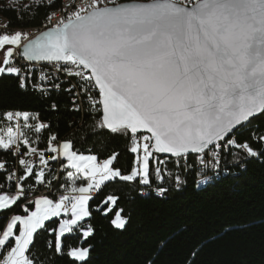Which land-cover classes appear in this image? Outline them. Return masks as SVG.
<instances>
[{
    "label": "snow or ice",
    "instance_id": "6c2138e0",
    "mask_svg": "<svg viewBox=\"0 0 264 264\" xmlns=\"http://www.w3.org/2000/svg\"><path fill=\"white\" fill-rule=\"evenodd\" d=\"M54 2L42 0L40 6L50 7ZM23 7L27 10L33 5ZM68 7H72L70 12ZM61 11L59 16L49 13L47 21L52 26L33 39H27L29 34L23 30L0 34V78L22 76L14 66L17 58L51 62L78 77L79 94L88 97V110L94 108L100 114L98 128L130 135L134 146L129 150L136 159L130 172L122 174L113 167L118 153L98 162L96 155L78 153L72 140L58 141L56 134L49 135L46 149L38 150L23 138L20 124L22 120L36 133L49 129L44 123L29 124L38 113L35 117L28 111L0 113L7 121H16L15 126L0 129V149L11 150L24 173L18 176L14 166L0 161L6 181L17 188L10 195L0 185V211L10 210L25 197L23 182L29 178L43 183L44 166L61 157L66 159L61 167L74 170L67 171V176L86 182L71 189L78 195H62L57 200L43 195L33 202L34 209L21 205L26 214L13 215L0 227V264H37L32 253L35 235L45 230V221L70 213L71 218L64 219L58 229H47L50 234L58 231L56 253L65 254L60 237L80 231L79 222L91 216L90 192L117 179L151 188L154 153L181 159L195 154L203 169H218L224 150H230L236 163L264 157V129L251 132L245 140L236 136L239 128L264 115V0H82ZM19 87H27L26 79L20 80ZM74 87L65 91L72 92ZM72 103L77 104L75 95ZM142 130L148 135L137 138ZM22 138L28 146L26 154L20 151ZM48 151L54 154L52 161L46 158ZM8 167L13 170L8 172ZM160 172L155 169L163 180ZM175 180L179 187L180 177ZM205 182L206 177L198 184ZM158 191L162 194L166 189ZM117 199L107 196L97 210L107 215L112 209L103 206L115 205ZM122 211L111 221L120 229L128 223ZM94 231L89 226L81 235L87 238ZM90 249L91 245L72 247L66 254L84 262Z\"/></svg>",
    "mask_w": 264,
    "mask_h": 264
},
{
    "label": "trees",
    "instance_id": "16d2710c",
    "mask_svg": "<svg viewBox=\"0 0 264 264\" xmlns=\"http://www.w3.org/2000/svg\"><path fill=\"white\" fill-rule=\"evenodd\" d=\"M63 1L55 0L50 7H45L40 6L42 0H0V20L6 19L11 29L38 27L50 12L61 7ZM24 5L33 7L25 10ZM19 83V77L0 78V113L28 111L34 117L38 113L39 116L30 119L29 124L50 125L49 129L36 133L34 127L24 126L21 121L23 138H27L31 146L38 150L46 149L49 135L56 134L58 141L72 140L75 151L96 155L98 160L118 153L113 167L120 169L122 174L130 172L136 159V154L129 150L133 146L130 135L99 129L100 114L94 108L89 111L85 100L80 101L83 107L78 108L81 110H74L79 101L73 105L75 91H65L68 84H64L59 91L44 94L29 81H26L24 89L19 87ZM53 104L56 105L55 110ZM7 122L0 116V127L13 123ZM257 129H264V115L239 128L236 136L245 140ZM23 138L21 153L28 151V146L23 145ZM254 147L258 145L254 143ZM46 156L49 157L48 152ZM154 156L155 159L150 160L151 188L157 185L165 188L166 192L161 194L157 190H146L150 189L146 185L119 179L106 182L88 201L91 216L79 222L81 230L74 229L73 233L60 237L65 254L56 253L58 231L51 234L47 231L58 229L61 218L45 222V230L38 231L32 247L37 264H264V157L236 163L230 150H226L220 173L206 185L198 186L197 171L185 168L177 171L173 161L166 162L171 177L157 182L155 169L158 168V161L165 158L158 153ZM190 160L194 161V156ZM0 161H7L8 165L15 167L16 157L12 152L0 149ZM62 164L65 160L61 158ZM12 170V167L7 169L8 172ZM56 171L58 169L54 165L50 174ZM67 171H70L69 168H63V177L67 176ZM6 174L0 170V185H4L5 190L8 186ZM23 174L21 168L19 175ZM177 175L182 183L173 187ZM68 179L71 183V178L67 176V185ZM63 180H60L58 189L64 185ZM34 182L35 177L29 178L23 182L24 188L28 189ZM7 191L10 195L14 194ZM109 195L118 199L115 205L109 203L103 206L112 209L105 215L97 208ZM33 202L27 203L31 209ZM23 204L26 203L20 199L10 210L1 211L0 227L8 222L13 212H20ZM121 209V215L128 220L123 229L111 223ZM89 226L95 229L94 234L84 238L81 231ZM89 245L90 255L84 262L66 254L72 247Z\"/></svg>",
    "mask_w": 264,
    "mask_h": 264
},
{
    "label": "built area",
    "instance_id": "2783aa9c",
    "mask_svg": "<svg viewBox=\"0 0 264 264\" xmlns=\"http://www.w3.org/2000/svg\"><path fill=\"white\" fill-rule=\"evenodd\" d=\"M81 3H82V0H66L65 5H61V7L58 10L52 11L50 13H56V15L59 16V15L63 14L61 11L62 7L72 6L74 4H81ZM71 10H72V7H68V11L70 12ZM55 20H56V16H53V23L55 22ZM51 26L52 25L48 23L47 18L41 26L33 27V28H27V29H11L7 26V22H6L5 24H0V34H13L16 30H23L25 33L29 34L27 36V39H30V38H33L35 35H37L39 32H41V31H43V30H45ZM14 66L20 68L22 71V76L19 77L20 80L26 79V81H29L31 84H33L34 87L38 91H41L42 88L46 89L47 91H42L44 94H49V92H51L52 90L59 91L64 84H68L67 88H65V89H68L69 87L75 86L73 88V91H75L74 95L76 96V101L77 100L79 101V105H77L76 107H79L82 109L83 106H82V103L80 101L85 100L87 102L88 97H86L82 94H79L80 88H81V82H80L79 78L76 76L66 74V72L64 70H62L58 66H54V64L51 62L40 61V62L33 63V62H29L23 58H17V59H15ZM28 73H30V75H28ZM44 77H46V79H43ZM55 84L60 85L59 89H56L54 87ZM93 96H97L96 90H93ZM21 121H20V124H21ZM13 123L15 124L16 121H13ZM142 135H148V134H139V135H137V138H139ZM53 143L55 144L56 142H53ZM131 143H132V141H131ZM7 151L12 152L11 150H7ZM225 151L226 150L221 152L222 159L220 160V164H219L218 168L222 167L223 157H224ZM27 152L28 151H26L24 153L26 154ZM48 155H49V157L46 156V158L49 161H52V157L54 154L51 151H48ZM15 157H16V164H15L16 175L19 176V171H20L21 167L18 164V157L17 156H15ZM25 158L26 159H32V157H29L27 155H25ZM163 161H173L174 167L177 169V171H178V169H181V168L194 169L195 171H197V174H199L198 177H200L201 173H205L206 171L215 170V169H211V168L203 169L198 161L183 160L181 158H165V159L159 160L158 165H157L158 168L161 169L160 175H162L164 177V179L166 177L170 178L171 175L169 174L170 171L168 169L163 168ZM185 164L189 165L190 167L186 168ZM54 165H56L58 172L56 171V173L50 174V172L54 168ZM40 167L41 166L39 165V161L37 160L36 161V170L38 171ZM44 171H45V181L43 183H37L35 181L34 185L28 187V189H25V197L26 198L25 197L21 198L22 201L24 200V203L32 202V201L36 200L38 197L43 196V195H47L52 200H57L62 195H67L70 197L78 195V193H72L71 192V189L73 187L71 186L69 179H68L69 185H67V183H66V177L67 176H64V177L62 176L63 168L61 167V158L57 162H52L49 165L44 166ZM81 178H78V179H81ZM54 179L56 180L55 185H53ZM62 179H64L63 180L64 185H62L61 187H59L60 189H58L57 186L59 185V183H61L60 180H62ZM155 180L157 182L163 181V180L158 179L156 173H155ZM49 181H51V183H49ZM7 184H8L7 190H10V191H13L14 193H16V191H17L16 185L10 184V183H7ZM156 186H153L152 188L146 189V190H157L158 191V189L160 187H156ZM173 187H177L176 181H175V183H173ZM96 192H97V190L93 189L90 192V195L93 196L96 194ZM65 203L68 204L69 202L66 201ZM67 215H70V213H67Z\"/></svg>",
    "mask_w": 264,
    "mask_h": 264
},
{
    "label": "bare ground",
    "instance_id": "6f19581e",
    "mask_svg": "<svg viewBox=\"0 0 264 264\" xmlns=\"http://www.w3.org/2000/svg\"><path fill=\"white\" fill-rule=\"evenodd\" d=\"M65 3H66V0L63 1V4H62V5H65ZM5 23H6V20H5V19L0 20V24H5ZM222 147H223V146H222ZM207 158H208V157H206V159H207ZM183 160H190V157L187 156V157L184 158ZM194 161H197V159H196V155H194ZM166 162H167V161H163V168H164V169H167V167H166ZM220 171H221V168H218V169H215V170L206 171L205 173H202V174L200 175V177H197V178H196L197 185H198V186H201V184H202V186L206 185L208 182L211 181V178H212L214 175H217L218 173H220ZM205 177L207 178V182H205V183H199V184H198V181H200V180H204Z\"/></svg>",
    "mask_w": 264,
    "mask_h": 264
},
{
    "label": "rangeland",
    "instance_id": "374dc122",
    "mask_svg": "<svg viewBox=\"0 0 264 264\" xmlns=\"http://www.w3.org/2000/svg\"><path fill=\"white\" fill-rule=\"evenodd\" d=\"M2 20V19H1ZM6 20V19H5ZM6 22H7V20H6ZM0 59H3V53L2 52H0ZM7 123H9V122H7ZM7 126H14V124L13 123H9V124H5V125H3V126H1L0 127V129H4V130H6V127ZM194 156V155H193ZM193 156H189V157H193ZM64 160H65V164H66V159L65 158H63ZM103 160H98V162H102ZM69 170L70 171H74V170H72L71 168H69ZM202 174V173H201ZM200 174V175H201ZM201 186H202V184H201ZM15 194V193H14ZM39 198V197H38ZM50 199V198H49ZM28 203H31V202H28ZM23 205H27V203L26 204H23ZM13 207V206H12ZM28 207V206H27ZM29 208V207H28ZM29 209H31V208H29ZM33 209H34V206H33ZM1 212V211H0ZM25 215L26 213L24 212V210H23V208H22V210L20 211V212H13L11 215H10V217H9V220H8V222H10V220H11V217L13 216V215ZM53 218H55V217H52L51 219H53ZM57 218H61V223H62V221L64 220V219H70L71 218V216H68L67 214H65V213H62L61 214V216H59V217H57ZM46 222V221H45ZM45 224V223H44Z\"/></svg>",
    "mask_w": 264,
    "mask_h": 264
},
{
    "label": "water",
    "instance_id": "95a60500",
    "mask_svg": "<svg viewBox=\"0 0 264 264\" xmlns=\"http://www.w3.org/2000/svg\"><path fill=\"white\" fill-rule=\"evenodd\" d=\"M45 30H47V29H45ZM45 30H43V31H45ZM42 32V31H41ZM40 33V32H39ZM39 33L37 34V35H39ZM37 35H35V36H37ZM34 36V37H35ZM33 37V38H34ZM33 38H30V39H33ZM26 42V41H25ZM26 60V59H25ZM29 62H33V63H35V62H40V61H29ZM261 114H258L256 117H258V116H260ZM255 117V118H256ZM254 119V118H253ZM138 134H148L147 133V131L146 130H142L140 133H138ZM160 156H162V157H164V158H177V157H175V156H172L171 154H163V153H158ZM193 155H195V154H188V156H193Z\"/></svg>",
    "mask_w": 264,
    "mask_h": 264
},
{
    "label": "crops",
    "instance_id": "0c3cea01",
    "mask_svg": "<svg viewBox=\"0 0 264 264\" xmlns=\"http://www.w3.org/2000/svg\"><path fill=\"white\" fill-rule=\"evenodd\" d=\"M85 185H86V182L84 181V179L78 180L77 178H75V179L71 178V186L72 187H80V186H85Z\"/></svg>",
    "mask_w": 264,
    "mask_h": 264
}]
</instances>
